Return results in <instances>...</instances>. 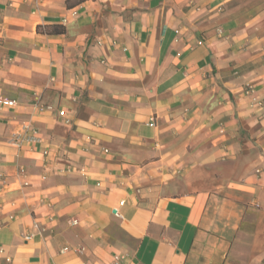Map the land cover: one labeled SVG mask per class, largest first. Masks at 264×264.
<instances>
[{
  "label": "crops",
  "instance_id": "crops-1",
  "mask_svg": "<svg viewBox=\"0 0 264 264\" xmlns=\"http://www.w3.org/2000/svg\"><path fill=\"white\" fill-rule=\"evenodd\" d=\"M69 2L0 0V264H264V0Z\"/></svg>",
  "mask_w": 264,
  "mask_h": 264
},
{
  "label": "built area",
  "instance_id": "built-area-1",
  "mask_svg": "<svg viewBox=\"0 0 264 264\" xmlns=\"http://www.w3.org/2000/svg\"><path fill=\"white\" fill-rule=\"evenodd\" d=\"M14 104H15V101L12 99H0V105L12 106ZM34 134H35V131L29 124L23 126V135L26 136L28 140L35 139Z\"/></svg>",
  "mask_w": 264,
  "mask_h": 264
},
{
  "label": "trees",
  "instance_id": "trees-1",
  "mask_svg": "<svg viewBox=\"0 0 264 264\" xmlns=\"http://www.w3.org/2000/svg\"><path fill=\"white\" fill-rule=\"evenodd\" d=\"M67 5L68 6L70 5L69 0H67ZM48 31L49 32H54V33H63L64 32V27L60 26V25H55V26H52Z\"/></svg>",
  "mask_w": 264,
  "mask_h": 264
}]
</instances>
